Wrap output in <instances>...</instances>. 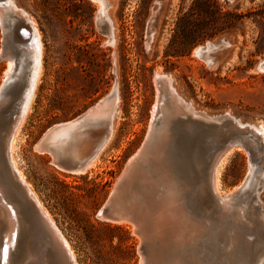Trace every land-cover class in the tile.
Masks as SVG:
<instances>
[{"label": "rangeland", "instance_id": "1", "mask_svg": "<svg viewBox=\"0 0 264 264\" xmlns=\"http://www.w3.org/2000/svg\"><path fill=\"white\" fill-rule=\"evenodd\" d=\"M108 1L105 19L110 23L111 34L104 33L106 25L98 18L101 5L96 0H11L17 14L27 15L28 21L32 19L42 41V69L20 130L17 152L27 180L79 264H144L140 237L128 225H117L100 218L98 213L128 159L145 141L156 97L154 72L170 75L175 92L195 111L206 115L229 112L244 123L264 124V73L252 69L256 61L264 58V46L260 52L255 51L262 30L253 22V16L247 17L250 12L260 11L264 17V0H218L223 11L243 14L242 28L205 39L181 56L171 53L170 41L178 18L189 9L191 0H161L153 15L155 0ZM151 16L152 37L147 43ZM6 32L0 19V86L6 80ZM222 35L229 36L230 45L211 53L214 64L209 65L195 49ZM110 36L113 40L109 42ZM13 50L19 55H14L18 76L9 97L15 99V91L22 87L28 74L29 60L21 46L14 45ZM113 89L118 96L117 124L89 173L59 170L47 153L38 152L36 144L49 127L74 118ZM186 141L187 145L195 143L189 136ZM232 151L221 173V187L228 192L251 173L249 185L233 203L230 222L226 224L218 222V205L207 191L196 202L191 200L198 219L207 224L195 264H211V260L215 264H231L228 253L233 232L241 230L238 226L246 221L248 212L254 216L264 212L261 153L252 158L243 148ZM204 154L202 166L192 169L197 182H204L208 172L210 149ZM191 175L180 178L193 185L188 186L190 192L198 185ZM149 176L153 178L150 173ZM189 191L185 197L188 200ZM237 216L242 220H237ZM241 242L247 249L246 261H252L264 247L253 236L243 237Z\"/></svg>", "mask_w": 264, "mask_h": 264}, {"label": "bare ground", "instance_id": "2", "mask_svg": "<svg viewBox=\"0 0 264 264\" xmlns=\"http://www.w3.org/2000/svg\"><path fill=\"white\" fill-rule=\"evenodd\" d=\"M96 1L101 5V8L98 10V18L102 20L103 15H105V9L103 8V3L101 0ZM12 4L11 0H0V19L3 23L4 28H7V43L4 49L5 57L7 59V66L4 72V76L5 79H7L13 74L12 71L14 70L15 66L14 55L17 54L16 52H14L13 47L14 45H19L22 48L23 55H25V59L28 56V60L30 61V63L28 62V64H30L29 68L32 69L31 72H33L34 74V80L31 83L30 93H28V97L26 98L25 109L19 118L18 125L14 129L8 146L9 158L11 160L12 166L17 170L19 176L23 179L28 189L34 195L43 212L48 216L53 225H55L51 214L44 207L37 193L33 189V186L27 180L25 173L21 168L20 158L17 152L20 141V130L30 109L34 90L38 83L42 69V41L38 33H36L38 31L36 30L35 32L34 30L35 26L32 19L30 20L32 22L31 23L27 20V15H25V17L23 15L18 16V14H21L19 12L20 10H17L19 12L17 14L13 10L14 8H12ZM21 18H23V20ZM17 21H19L21 24L25 22L24 25L30 28V37H25L21 31L19 32L20 38H16V36L12 34L11 31ZM216 50L217 48H214L213 50L203 49L201 58L205 60L204 56L206 54L213 53ZM16 56L19 57L18 54ZM160 75L165 76L167 79V83L163 84V88H168L165 89V91H168L170 89L169 91H173L178 98L184 100L179 94L175 92L172 86V77L170 75L161 74L158 70H156L154 74V81H156V97L155 103L152 106V109H150L151 120L149 130L142 146L136 151L135 154H133L128 159L124 167L125 170L128 162L133 160V166L131 167L129 174L130 176L127 177L131 183H129V185H127L123 191L121 189L122 194L120 195L118 200H116V202L111 206L109 215L104 212L103 206L99 211L98 216L102 219L117 223V225H128L131 228L132 232L137 234L138 236L139 228L142 229V226H144V233L147 237L146 244L144 245L145 252H143L146 264H195L197 260L196 256L201 247L200 240H202L205 236L207 224L206 222H201L198 219V216L195 214L196 211L193 209V203L191 199H185L187 191L190 190L188 188L190 184L181 182L180 178L175 177L171 172L167 171V169L165 179L161 181L162 173L160 172V170L162 171L165 168L163 165L164 161L162 158V148L167 139L166 127L168 125L170 110L172 109L168 107V110H158V93L160 88L157 78H159ZM116 94V90L113 89L110 94L107 95V97L110 96L109 100H105L106 96L98 100V103L96 105L97 113L92 116V119L100 129V136H104V138L106 139L105 142L102 143V145L100 144L101 137L95 136L93 128L86 129L83 128L84 126L78 128L79 130H77L76 132L71 129H66L65 127H60L58 131L53 135V138L55 140L68 141L71 148L73 149H82L88 151L89 145L92 143L91 145L95 149L92 160L89 166L85 168L84 171L77 172L78 174L89 173L95 167V165L99 161V157L101 155L103 147L110 140L112 131H114V128L117 124L116 98L118 96L116 97ZM168 105L173 107V105L170 103H168ZM193 113L194 112L192 111V116H194ZM160 114L167 119H164L162 126L155 127V137H150L154 121ZM109 118L110 131L108 135H106L105 122L109 120ZM239 120L237 119V122L242 123V121ZM252 126L255 127L253 131L256 136L251 135V133L253 132L250 133V136L253 137V140L255 142L263 141L264 144V124L259 121ZM36 149L38 150V152L42 153L37 146ZM231 149L232 148H230V150ZM230 150H228L221 158H219L214 166H208V172L206 174L204 182H198V185L200 187L205 188L207 192L210 193L211 198L215 202H220L219 205L217 204L218 210H216V213L219 217L218 222L221 224H226L227 221L230 222L231 214L233 212L231 211V209H233V203L230 202V200H233L235 197L233 195H231L230 197L225 196H227V194H232V192L237 189V187H234L228 192H225L221 187V173L226 162L228 161L229 157L227 156L231 154L229 153L231 152ZM233 152L234 151H232V153ZM154 168H158V171L154 170ZM144 170H146L147 174L144 173ZM123 173L124 171L121 173V175ZM143 173L147 176H144ZM149 173L151 174V176H153V178L149 176ZM121 175L118 177V179H116L115 184H117ZM261 175L264 176V168L261 172ZM248 176V178H250L251 173H249ZM162 182L166 183L165 186ZM191 187L192 185H190V188ZM4 201L5 200L3 194L0 191V220H2L0 222V264H11L12 262L14 264H28L29 260L33 257L32 252H30L27 248H21L20 246L16 250H12L19 222L14 210L11 208V205L9 203H5L6 201ZM237 213H239V211ZM249 213L250 215L245 217L247 218L246 221H242V224L238 226L241 230H235L232 234L233 237L228 253L230 257L229 262L231 264H264V247L257 251V255H255L252 261H246V257L244 258L247 249L240 244L242 243L241 238L253 236L254 238H257V240H261L264 243V212L260 211L259 214L255 216L253 213L248 212V214ZM240 217L241 216H237L236 219L238 220ZM134 219H138V221L135 222ZM210 219H212L210 220L211 222L214 220L213 218ZM240 220L242 219L240 218ZM66 242L69 246L75 263L79 264L70 244L68 243V241ZM237 255L239 256L240 260H238L239 258L237 257ZM198 260H200V257ZM199 262H201V260ZM211 264H215L213 260H211Z\"/></svg>", "mask_w": 264, "mask_h": 264}, {"label": "water", "instance_id": "3", "mask_svg": "<svg viewBox=\"0 0 264 264\" xmlns=\"http://www.w3.org/2000/svg\"><path fill=\"white\" fill-rule=\"evenodd\" d=\"M160 5L161 0H155L151 10L152 15L158 11ZM152 19L153 16L149 18L148 22L147 34L149 38L147 43L152 33ZM229 45V36L222 35L215 42L206 43L204 49L213 50L217 48L218 50L222 47H228ZM202 53L203 48L196 52L197 55H201ZM252 69L255 72L264 73V58L256 61ZM31 71L32 69L29 68L22 87L15 91V99L12 96L9 97V94L15 89L14 79H17L18 76L16 71H14L0 86V191L6 201L4 202L11 205L19 222L12 250L14 251L20 246L32 252L33 257L29 260L28 264H76L66 242L67 240L58 227L55 226L56 224L53 225L48 216L43 212L34 195L19 176L17 170L12 166L9 158L8 146L14 129L18 125L19 118L25 109L26 98L28 97V93H30L31 83L34 80V74ZM166 80V77L163 75L157 78L160 88L158 93V110H168V107L172 109L170 110L168 125L166 127L167 139L162 148L163 165L165 168L162 171L160 170L162 173L161 181L165 179L167 171L178 178L190 176L194 166H202L206 149H210L208 166H214L217 160L230 150V148H232L230 151L235 148H243L252 158L256 157L259 152L262 155L264 163L263 141L255 142L252 137L256 136L253 131L255 127L252 126L255 124L238 123V118L234 117L229 112L206 115L201 111H195L188 102L178 98L173 91H169L170 89L165 91V89H168L167 87L163 88V84L167 83ZM155 82L156 81H154V83ZM9 98H12V100ZM109 99L110 96H106L105 100ZM97 103L98 102L74 118L56 123L49 127L38 140L36 146L41 152H45L50 156L51 163L59 170L73 174L82 172L89 166L95 153V149L91 145L92 143L89 145L88 151H85L71 148L68 141L55 140L53 135L60 127L71 129L74 132L79 130L78 128L81 126H84L83 128L86 129L93 128L95 136L101 137L100 144L102 145V143L105 142L106 139L104 136H100V129L92 119V116L97 113ZM168 103L172 104L173 107L169 106ZM192 111L194 112V116L191 115ZM164 119L166 120L167 118L161 114L156 117L150 137H155V127L162 126ZM105 123L106 135H108L110 131V118ZM250 133L252 136H250ZM188 136L194 139V144L187 145L186 138ZM132 163L133 160L128 162L124 173L121 175L117 184H115L116 186H114L104 204V212L108 215L111 206L122 194L121 189L123 191L124 188L131 183L127 177L130 176V169L133 166ZM154 170L158 171V168H154ZM248 177L247 174L243 181L237 186V189H235L232 194H227V196H225L230 197L233 195L235 197H233L234 199L230 200V202L234 203L245 193L251 178ZM191 179H193L195 183L197 182L196 178L192 175ZM162 183L165 186L166 183ZM199 187V185H194L193 190L190 192V198L193 202H196L199 197L203 196V194H205L204 192L207 191L205 188ZM217 204L219 205L220 202H217ZM134 220L135 222L138 221V219ZM1 221L2 220H0V222ZM143 227L144 226H142V229L139 228V230H137L141 240V250L145 252L144 245L146 244L147 237ZM143 260L144 264H146L145 258Z\"/></svg>", "mask_w": 264, "mask_h": 264}, {"label": "trees", "instance_id": "4", "mask_svg": "<svg viewBox=\"0 0 264 264\" xmlns=\"http://www.w3.org/2000/svg\"><path fill=\"white\" fill-rule=\"evenodd\" d=\"M261 28L256 40V52L264 46L263 12H250L247 17ZM243 14L236 11H223L218 0H191L189 9L178 18L176 29L170 41L171 53L175 56L184 55L191 47L205 39L218 34L235 32L243 25Z\"/></svg>", "mask_w": 264, "mask_h": 264}, {"label": "flooded vegetation", "instance_id": "5", "mask_svg": "<svg viewBox=\"0 0 264 264\" xmlns=\"http://www.w3.org/2000/svg\"><path fill=\"white\" fill-rule=\"evenodd\" d=\"M102 1V3H103V8L106 10V8L109 6V1L108 0H101ZM105 15H103V19H102V21L105 23V25H106V27H103L104 28V33H108V34H111V27H110V23H109V21L107 20V19H105V17H106V13H104ZM18 16H22L21 14H18ZM22 20H23V18H21ZM20 19V20H21ZM25 23V22H24ZM24 23H20L19 21H17L16 23H15V26H14V28L12 29V34H14V36H16V38H20V34H19V32L21 31L23 34H24V36H26V37H30V35H31V30H30V28L29 27H26L25 25H24ZM107 24H108V26H107ZM108 30V31H107ZM151 36H150V39H151V37H152V33L150 34ZM113 39H112V37L110 36V37H108V41L110 42V41H112ZM106 42V41H105ZM202 48L204 49V47H197L196 49H195V53L196 52H198V51H200V50H202ZM213 54V53H212ZM211 53L210 54H206L205 56H204V58H205V61L209 64V65H213L214 64V58H213V55H212ZM202 55V54H201ZM201 55H199V56H201Z\"/></svg>", "mask_w": 264, "mask_h": 264}]
</instances>
